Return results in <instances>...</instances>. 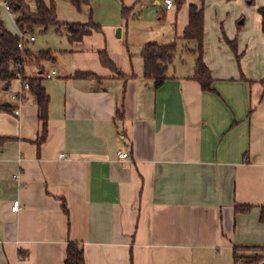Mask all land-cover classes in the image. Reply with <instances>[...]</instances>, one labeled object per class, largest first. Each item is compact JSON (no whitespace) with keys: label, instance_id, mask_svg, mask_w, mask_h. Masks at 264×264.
<instances>
[{"label":"crops","instance_id":"1","mask_svg":"<svg viewBox=\"0 0 264 264\" xmlns=\"http://www.w3.org/2000/svg\"><path fill=\"white\" fill-rule=\"evenodd\" d=\"M69 3L65 12L54 3L61 25L90 22L96 28L70 42L63 27L67 44L43 65L48 106L39 147L34 96L19 75L8 85L0 81L7 91L0 95V137L9 139L0 148V264H64L68 241L81 245L85 264L264 262L259 14L245 20L238 62L226 45L204 49V32L211 90L193 79L194 62L176 55L156 88L143 77L141 48L180 41L186 47L181 37L188 8L198 0H186L178 11L175 3L167 10L163 0H85L79 10ZM149 3L160 8L158 20L174 11L169 20L178 26L165 41L157 38L159 28L134 26L135 12ZM122 6L132 8L128 19ZM24 47L36 51L28 42ZM101 53L115 71L101 64ZM52 70L57 74L46 79ZM24 71L41 73L29 66ZM119 154L127 158L119 160ZM15 200L17 212L11 210Z\"/></svg>","mask_w":264,"mask_h":264},{"label":"trees","instance_id":"2","mask_svg":"<svg viewBox=\"0 0 264 264\" xmlns=\"http://www.w3.org/2000/svg\"><path fill=\"white\" fill-rule=\"evenodd\" d=\"M31 7L27 0H9L10 9L15 16V25L20 32L32 33L35 29L40 28L42 31L47 30L50 26L65 27L67 37L70 42L80 41L84 35L90 33V29L96 28L92 23L86 25L60 24L57 21L54 3L46 5L44 0H31ZM122 2V0H119ZM186 0H174L177 8L181 7ZM70 4L77 10L85 3V0H69ZM199 6L192 4L188 8L187 25L183 31L182 40L185 41L186 47H191L192 53L195 54L193 79L199 83L202 90H211L213 82L210 70L203 61V40H204V0H198ZM248 5L253 4V0H245ZM132 8L122 6L121 16L128 19ZM261 19V31L264 34V5L257 9ZM231 52L234 54L236 62L239 61L240 55L237 54V47L232 40L225 39ZM19 42L18 35L12 34L6 29L0 20V81L8 85L13 79L20 76L22 85H28L29 92L34 96L38 109V119L41 122V134L36 140L37 146L46 138L47 124V106L48 96L42 86L44 76L43 65L51 64L55 61L54 53L50 50L32 51L24 47L22 50L17 48ZM177 45L175 42L160 45L155 43H146L142 46L140 57L142 59L143 77L153 81V85L158 88L166 79L169 65L175 58ZM100 62L103 66L115 71V67L105 53L100 54ZM35 67L40 74L29 76L25 74V67ZM87 77V74H79ZM264 84V80L262 81ZM2 108V107H1ZM3 109L7 110V108ZM117 117L122 118V107L116 109ZM9 139L0 137V148ZM61 209L65 215H68L65 202L62 200ZM237 212H247V206H235ZM260 221L264 222V208H262ZM239 258L235 257V264H240ZM64 264H85L83 249L81 245L68 241L66 244ZM242 264H264L259 259L243 261Z\"/></svg>","mask_w":264,"mask_h":264},{"label":"rangeland","instance_id":"3","mask_svg":"<svg viewBox=\"0 0 264 264\" xmlns=\"http://www.w3.org/2000/svg\"><path fill=\"white\" fill-rule=\"evenodd\" d=\"M50 0H48L49 2ZM55 4L59 5L61 12L66 11L65 5L69 3V0H51ZM257 1L254 0L252 5H248L244 0H205L204 1V49L210 48V51L216 47L227 45L226 40H233L236 47L238 46L240 34L245 29V20L251 19L252 14L258 15L257 12ZM27 3L33 7L32 1L27 0ZM70 4V3H69ZM175 6V10H176ZM179 9V8H178ZM159 7H155L152 4L144 5L143 8L139 9L135 13H139V21L134 26L145 27L148 31L158 28L160 34L157 36L158 40L165 41L166 34L173 27L178 26L173 20L170 22L169 16L173 14L166 13L164 19L158 20L159 16L162 15L159 11ZM178 11V10H176ZM176 13V12H175ZM138 19V18H137ZM244 23L239 24L241 20ZM0 20L4 26L12 34L19 35L20 31L14 23V19L10 18L9 15L1 8L0 9ZM252 20V19H251ZM250 20V23H251ZM174 27V28H175ZM60 30V34L58 31ZM34 37L33 42H29L30 46L39 51L40 49H51L55 52V55L59 54V50L67 44L65 31L63 26L58 28L50 26L46 31H42L40 28L35 29L30 33ZM177 45V60H185L186 63L191 65L194 62L195 54L189 51L191 47H185L182 42H178ZM7 91L0 89V95H6ZM242 264V260L238 261Z\"/></svg>","mask_w":264,"mask_h":264},{"label":"built area","instance_id":"4","mask_svg":"<svg viewBox=\"0 0 264 264\" xmlns=\"http://www.w3.org/2000/svg\"><path fill=\"white\" fill-rule=\"evenodd\" d=\"M164 2V5H165V8L167 10L171 9L172 7H174V0H163ZM3 9L6 13L13 15V13L11 12V9H10V4H9V0H0V9ZM18 38H19V42L17 44V48L19 50H22L24 48V45L26 42H33L34 41V37L32 35H30V33L28 32H20L19 35H18ZM57 74V72L55 70H52L50 73L46 74L45 75V78L46 79H50L52 78L53 76H55ZM24 89H28V85L27 84H24ZM15 114H17V112H15ZM60 156H63V155H60ZM118 158L119 160H124L127 158V155L126 154H119L118 155ZM21 208V205L19 203L18 200H15L13 201L12 203V206H11V210L13 212H17L19 211Z\"/></svg>","mask_w":264,"mask_h":264},{"label":"water","instance_id":"5","mask_svg":"<svg viewBox=\"0 0 264 264\" xmlns=\"http://www.w3.org/2000/svg\"><path fill=\"white\" fill-rule=\"evenodd\" d=\"M240 24H241V22H240ZM117 33H118L117 37H119L120 36V30H118Z\"/></svg>","mask_w":264,"mask_h":264}]
</instances>
